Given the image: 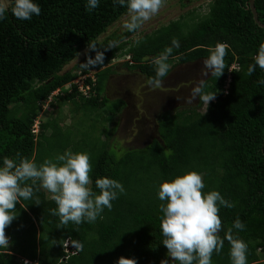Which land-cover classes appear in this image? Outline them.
Here are the masks:
<instances>
[{"label": "trees", "instance_id": "obj_1", "mask_svg": "<svg viewBox=\"0 0 264 264\" xmlns=\"http://www.w3.org/2000/svg\"><path fill=\"white\" fill-rule=\"evenodd\" d=\"M34 2L40 15L19 20L9 12L0 20V166L5 156L14 158L17 153L41 164L36 158L41 139L59 130L60 119L57 112L46 122L39 121L38 132H34L36 112L54 90L75 78L78 64L67 70L64 66L83 50L86 62L88 43L104 53V63L94 67L98 70L94 79H85L90 94L82 95L72 83L69 91L54 97L59 105L72 101L80 112L107 106L104 85L114 72L109 63L116 56L126 55L122 66L147 81L155 76L152 58L171 47L174 37L179 47L167 61L170 70L180 63L205 59L207 49L217 42L229 47L223 74L206 80L205 92H216L208 106L198 100L194 107L163 113L158 119V137L144 147L127 148L121 155L108 144L110 134L100 138V143H91L93 191L99 192L95 180L100 177L115 179L125 189L111 202V210L105 208L94 223L61 225L59 217L50 212L55 202L37 181L32 185L33 198L16 204V219L5 229L11 244L8 249L0 248V264H23L22 258L29 264H116L121 256L135 258L136 264H160L170 258L159 226L158 182L189 170L201 174L203 192L218 191L235 205L220 207L223 229L239 217L245 229H233V233L248 246L247 264H264V84L259 83L264 71L257 66L247 74L264 42V28L255 23L248 0H212L206 13L181 15L136 39L129 38L136 32L126 30L99 39L127 12L113 0H99L92 11H86L87 0ZM254 5L264 23V0H254ZM113 41L117 46L105 50ZM87 55L94 58L95 52ZM123 104L120 98L105 110L113 113ZM100 115L96 113L95 118L104 121ZM67 136H63L65 152L70 150ZM67 239L78 241L83 248L66 252ZM229 248L225 240L220 253H213L212 264H231Z\"/></svg>", "mask_w": 264, "mask_h": 264}, {"label": "clouds", "instance_id": "obj_2", "mask_svg": "<svg viewBox=\"0 0 264 264\" xmlns=\"http://www.w3.org/2000/svg\"><path fill=\"white\" fill-rule=\"evenodd\" d=\"M113 2L126 7V19L122 27L133 33L157 15L165 4V0H113ZM98 6L99 0H87L86 11H92ZM9 12L19 20H30L33 15H40L41 9L34 0H0V20L5 19V14ZM139 42L136 41L137 44ZM117 43L113 41L104 49L115 48ZM171 45V47L166 46L160 54L152 58L155 76L146 81L148 86L160 87L163 78L169 74L170 65L167 61L173 49L179 47L178 39L172 38ZM228 47L225 43L217 42L214 47L210 46L207 49L209 54L202 60L203 66L199 70V78L193 82L188 94L177 96V100L193 105V101L199 97L200 102H204L207 106L210 101L215 100L216 92L204 90L206 77L210 74L211 77L218 78L223 74ZM90 51L95 52L94 58L87 55ZM85 58L86 62L80 64L83 69H95L94 67L104 63V53L94 43L87 44ZM252 59L254 64L248 66L247 74L251 75L257 66L264 71V42L260 43ZM174 60L178 61V58ZM259 83L264 84V80ZM59 92L60 88L54 90L49 95L50 101H53ZM171 154L169 151L168 155ZM91 172L90 157L84 152L74 153L69 150L58 155L55 162L45 159L39 166L32 159L23 157L19 153L14 158L5 156L0 166V248H9L11 241L5 229L16 219V204L21 200L33 198L32 185L37 181L40 182V187L51 194L56 207L50 209V212L59 217L61 225L66 226L69 222L76 225L83 222L94 223L105 208L111 210V202L117 199L119 194H123L125 189L115 179L100 177L95 180V187L99 190L97 193L91 187L93 183ZM204 188L201 174L192 170L175 175L170 180L158 182L157 195L162 201L159 205L162 213L159 217V226L163 236L162 244L167 249V257L170 258L162 259L160 264H170V262L212 264L213 253H220L225 240L230 245L231 264H247L248 246L233 233V229L244 230L245 224L237 217L232 226L224 230L219 216L221 206L232 208L235 205L224 199L218 191L205 193L202 191ZM35 204L39 205V201L37 200ZM222 231L223 237L220 235ZM75 247L82 249L83 245L77 241ZM29 262L25 259L23 264ZM116 264H136V259L121 256Z\"/></svg>", "mask_w": 264, "mask_h": 264}, {"label": "rangeland", "instance_id": "obj_3", "mask_svg": "<svg viewBox=\"0 0 264 264\" xmlns=\"http://www.w3.org/2000/svg\"><path fill=\"white\" fill-rule=\"evenodd\" d=\"M210 1L212 0H165V4L159 13L145 22L129 38L136 39L162 24L179 18L181 15L206 13ZM125 19L126 14L116 20L99 39H103L106 35L112 33L120 34L125 31L122 27ZM83 53L84 50L64 66V70H67L78 64L77 69H75L77 77L62 86L59 93L67 92L70 85L79 80V76L83 73L94 75L98 71L92 68H81L80 64L84 63ZM127 59L126 55L116 56L109 63V65H114V72L108 76L104 85V93L109 100L107 106L102 110L88 107L87 110L81 109L80 112L78 110L79 106L74 105L70 100L61 102L60 105L58 99L43 103L41 109L36 112L37 121L46 122L59 112L58 119H60V123L58 124L59 130L53 135L46 133L48 136L46 135L41 139V151L38 152L36 157L40 160V163H43L45 159H51L55 162L58 155L65 153L62 149L63 143H65L63 136L65 135H68V149L74 153L84 152L89 156L93 154L90 148L91 143H100V138L104 139L109 134L107 142L118 152V155L123 154L127 148L144 147L158 137L157 128L160 115L168 111L173 113L179 108L197 105L198 97L193 101V105L184 104L183 100H177L176 97L188 94L193 82L199 78V70L203 66V59L175 66L169 71V74L163 79L162 85L158 88L148 86L142 74L129 71L125 66H122L121 63ZM120 98L124 102L121 109L109 113L107 111L108 107H113L117 104V99ZM199 109L202 111L203 107ZM96 113L101 114L100 118L104 116V121L95 118ZM50 131L51 129L48 130V132ZM46 195L51 196L47 191Z\"/></svg>", "mask_w": 264, "mask_h": 264}, {"label": "built area", "instance_id": "obj_4", "mask_svg": "<svg viewBox=\"0 0 264 264\" xmlns=\"http://www.w3.org/2000/svg\"><path fill=\"white\" fill-rule=\"evenodd\" d=\"M235 67V65H232L231 67H230V70L232 69V68H234ZM229 75H230V73H229ZM87 77H90V78H92V79H94V75H92V74H82V75H80L79 76V80H77V81H75L74 83L78 86L77 88H78V90L81 92V94L82 95H84V96H88L89 94H90V92H89V87H88V85H85V79L87 78ZM75 80V79H74ZM227 81H229L228 79H227ZM227 86H228V83H226L224 86H223V93H226L227 91ZM51 100V96H49L48 97V99H47V102H49ZM38 124H39V121H37V119H35V121H34V124H33V131L34 132H38V129H39V127H38ZM75 244L76 243H71L68 239L65 241V243H64V248H65V251L66 252H69V253H72V252H76V250L77 249H79V248H77V247H75ZM23 261L25 260L24 258L22 259ZM27 260V259H26ZM30 263V262H29Z\"/></svg>", "mask_w": 264, "mask_h": 264}, {"label": "water", "instance_id": "obj_5", "mask_svg": "<svg viewBox=\"0 0 264 264\" xmlns=\"http://www.w3.org/2000/svg\"><path fill=\"white\" fill-rule=\"evenodd\" d=\"M248 6L251 10L253 19L255 21V23H257L260 27L264 28V23H262L259 19H258V15L255 9V5H254V0H248Z\"/></svg>", "mask_w": 264, "mask_h": 264}]
</instances>
